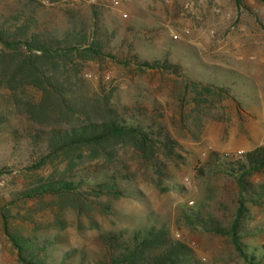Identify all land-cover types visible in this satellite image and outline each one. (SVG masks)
Listing matches in <instances>:
<instances>
[{
  "label": "rangeland",
  "instance_id": "1",
  "mask_svg": "<svg viewBox=\"0 0 264 264\" xmlns=\"http://www.w3.org/2000/svg\"><path fill=\"white\" fill-rule=\"evenodd\" d=\"M117 1L114 7L112 0H0V27L32 12L39 29L57 32L96 22L111 57L103 65L86 63L83 74L94 85L103 81L113 88L111 102L118 109L151 110L161 104L170 106L168 115L176 111L170 75L137 71L138 62L156 60L180 65L192 81L227 88L239 106L228 100L224 111L217 105L215 119L204 120L197 140L181 139L183 163L160 185L152 171L123 184L122 197L108 213L94 214L99 227L66 212L64 230L40 231L39 240L47 242V264H95L119 253L121 246H132L136 235L152 227H166L176 240L189 244L202 264H264V172L252 178L254 187L244 195L245 228L239 236L246 259L228 237L196 231L183 220L186 216L199 223V216L210 215L227 226L241 196L232 177L205 166L207 158L217 152L225 169L228 159L264 145V6L254 0L246 1L248 9L230 0ZM92 5L101 7L96 20ZM21 151L11 144L0 146V166L13 168L0 177V201L29 183L31 175L24 171L28 154ZM108 175L90 168L75 179L87 190ZM38 221L58 227L48 211ZM0 264H20L1 229Z\"/></svg>",
  "mask_w": 264,
  "mask_h": 264
},
{
  "label": "trees",
  "instance_id": "2",
  "mask_svg": "<svg viewBox=\"0 0 264 264\" xmlns=\"http://www.w3.org/2000/svg\"><path fill=\"white\" fill-rule=\"evenodd\" d=\"M230 1L248 9L247 0ZM254 1L264 6V0ZM91 10L96 20L101 7L92 5ZM37 22L32 12L0 27V146L11 144L14 150L26 152L24 171L31 175L26 186L0 201V229L20 264H47V242H41L38 234L64 230V213L72 212L86 218L91 227H99L94 214L108 213L122 197L123 184L152 171L160 185L183 163L179 141L197 140L204 120L215 119L212 110L217 105L225 111L228 100L236 103L227 88L192 81L180 65L156 60L138 62L137 71L170 75L176 111L168 115L170 106L165 109L161 104L151 110L115 108L113 88L103 81L94 85L83 74L86 63L103 65L111 57L98 24L80 23L57 32L39 29ZM220 159L211 152L205 166L236 181L241 196L237 215L227 226L210 215L199 216V223L186 216L183 220L196 231L228 237L246 259L239 236L245 228L244 195L254 187L252 178L264 172V145L228 159L225 169ZM90 168L109 175L81 190L75 176ZM12 171L11 166H0V177ZM47 211L58 227L38 221ZM95 264L202 263L195 250L176 240L166 227H152L136 235L132 246H121L119 253Z\"/></svg>",
  "mask_w": 264,
  "mask_h": 264
},
{
  "label": "built area",
  "instance_id": "3",
  "mask_svg": "<svg viewBox=\"0 0 264 264\" xmlns=\"http://www.w3.org/2000/svg\"><path fill=\"white\" fill-rule=\"evenodd\" d=\"M112 5L114 7H117L119 5V2L117 0H112Z\"/></svg>",
  "mask_w": 264,
  "mask_h": 264
}]
</instances>
